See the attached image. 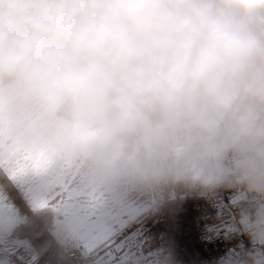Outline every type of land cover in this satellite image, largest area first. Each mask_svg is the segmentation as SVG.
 Segmentation results:
<instances>
[{
    "label": "clouds",
    "instance_id": "9594fccd",
    "mask_svg": "<svg viewBox=\"0 0 264 264\" xmlns=\"http://www.w3.org/2000/svg\"><path fill=\"white\" fill-rule=\"evenodd\" d=\"M0 168L53 199L239 193L248 244L214 264H264V0H0Z\"/></svg>",
    "mask_w": 264,
    "mask_h": 264
},
{
    "label": "snow or ice",
    "instance_id": "6c2138e0",
    "mask_svg": "<svg viewBox=\"0 0 264 264\" xmlns=\"http://www.w3.org/2000/svg\"><path fill=\"white\" fill-rule=\"evenodd\" d=\"M0 169L22 201L15 203L0 184V264H52L51 242L41 239L45 234L62 250L61 257L70 254L75 264H147L146 254L153 249L170 244L175 251L170 231H160L157 243L146 221L158 215L160 219L153 224H159L167 215L177 224L176 205L187 199L183 194L145 197L120 193L108 201L77 189L53 199L45 194L43 185L23 173ZM227 193L223 197L217 194L212 201L217 219L223 217L225 209L234 211L243 199L239 193ZM203 228L201 239L205 243L231 239L238 231L237 219L233 214L219 226L204 224ZM245 246L241 239L233 247L225 246L224 252Z\"/></svg>",
    "mask_w": 264,
    "mask_h": 264
},
{
    "label": "built area",
    "instance_id": "2783aa9c",
    "mask_svg": "<svg viewBox=\"0 0 264 264\" xmlns=\"http://www.w3.org/2000/svg\"><path fill=\"white\" fill-rule=\"evenodd\" d=\"M226 192H221L223 197ZM227 194H233L232 192ZM214 198L187 197L185 201H181L176 205L177 224H172V218L165 216V222H162V230L170 231L176 241L175 253L178 259H186L189 264H214V261L224 255V248L233 247L235 243L241 239L248 244L247 237L235 234L231 239H221L213 243H205L201 239V234L204 232L202 228L203 219L205 217L215 216V210L212 207ZM180 204L183 205V210L180 209ZM227 217L235 215L237 219L238 207L232 211L224 210ZM171 224V227L169 225ZM215 236V233L212 234ZM42 240L51 242L52 264H75L72 256L61 257V249L56 242L48 237L47 234L41 237ZM44 259H47L45 257Z\"/></svg>",
    "mask_w": 264,
    "mask_h": 264
},
{
    "label": "crops",
    "instance_id": "0c3cea01",
    "mask_svg": "<svg viewBox=\"0 0 264 264\" xmlns=\"http://www.w3.org/2000/svg\"><path fill=\"white\" fill-rule=\"evenodd\" d=\"M0 184H3L5 191L12 197L13 201L17 204H21V197H20V193L16 190V188L6 179L3 170L0 169ZM213 219L211 221L208 220L209 217L204 218L203 219V224H202V228L204 224H213V225H221L223 220L228 219L229 217H227L224 213H223V217L220 219H217L215 216H211ZM160 219V217L158 215H152L149 217V219L146 221L148 227L151 229L152 234L157 236V243H159V239H158V235L160 233V231H162V227H161V223L159 224H153V221ZM136 225H132V227H135ZM204 229V228H203ZM182 264H189L187 262L186 259H179Z\"/></svg>",
    "mask_w": 264,
    "mask_h": 264
},
{
    "label": "rangeland",
    "instance_id": "374dc122",
    "mask_svg": "<svg viewBox=\"0 0 264 264\" xmlns=\"http://www.w3.org/2000/svg\"><path fill=\"white\" fill-rule=\"evenodd\" d=\"M213 218L212 217H209L208 220L211 221ZM161 227H162V224H161ZM163 231V230H162Z\"/></svg>",
    "mask_w": 264,
    "mask_h": 264
}]
</instances>
